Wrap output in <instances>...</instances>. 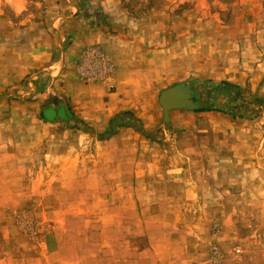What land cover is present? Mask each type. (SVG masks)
<instances>
[{"label": "rangeland", "instance_id": "obj_1", "mask_svg": "<svg viewBox=\"0 0 264 264\" xmlns=\"http://www.w3.org/2000/svg\"><path fill=\"white\" fill-rule=\"evenodd\" d=\"M68 6L79 12L64 20L66 37L79 26L138 57L121 85L131 109L104 124L80 119L69 83L44 69L58 59L43 46ZM252 18L264 22V0H0V70L19 69L18 54L31 67L0 84V264H264V146L234 157L218 137L230 127H194L201 112L253 122L264 96L224 81L155 82L165 75L158 59L195 39L215 48L232 33L242 55L236 38ZM99 44L65 75L115 93ZM173 88L190 91L194 109L164 114L160 98Z\"/></svg>", "mask_w": 264, "mask_h": 264}, {"label": "crops", "instance_id": "obj_2", "mask_svg": "<svg viewBox=\"0 0 264 264\" xmlns=\"http://www.w3.org/2000/svg\"><path fill=\"white\" fill-rule=\"evenodd\" d=\"M78 12L79 8L77 6H68L65 13L51 24V29L55 37L53 39L51 38L49 45H44L43 47L49 50L52 47L53 49L57 48L60 52L58 53V59L47 65L44 69L51 70H49V75L52 79L60 76L58 81L69 83L70 91L68 97L74 113L92 126L100 125L104 124L118 112L131 109L130 106H127L131 103V100L126 101L122 93L121 85L131 76L130 70L136 68V58L138 57L132 54L130 47H126L123 43H117L115 42L116 40L110 41V39L103 41L99 38L98 32H86L85 30V33L79 26L77 28L74 27L76 30L72 33L71 39H69L68 35L66 37V29L63 25L64 20L75 17ZM228 35L231 37L233 34L230 33ZM217 37H219L217 40L212 41V43L217 45L215 48H211V44L206 48L201 44L199 45V50L197 46L198 42L195 39V45L193 43L181 44L173 51V56L165 54L164 57L158 59L163 62L160 68L161 70L164 69L163 72L165 75L164 78L155 80V82L158 83L161 81L159 84H162V81L166 82L180 78H190L200 82L206 80L213 82L224 81L238 86L240 89H244V91H248L249 93H259V95L264 96V22L253 18L248 19L244 28L239 30L236 38L238 44L241 43V47L248 46V51L243 52L242 55L237 52L235 55L233 54L232 49L234 47L231 44L233 43L231 42L233 38L225 36L224 39L223 35ZM67 38L70 41L64 50L62 45L66 42ZM256 40L261 42V44L257 45L258 47L255 46ZM98 43H100V47H103L107 51L108 56L110 55L112 58L115 79L118 84L115 93H109L104 86L83 85L73 80L69 74L67 76L65 75L67 73L65 68L68 69L72 66L75 58L85 47L95 44L98 45ZM235 44L237 49V43ZM35 48V53L41 56L42 45L38 44ZM188 50L192 52L188 53ZM24 51L27 52L28 50L26 49ZM15 56L17 57L16 59L18 60L20 68L0 70V84L2 85L16 83L22 77H25L28 69L31 68L30 58L26 56L22 58L19 54ZM259 107L263 108V104H259ZM197 118V124L194 127L203 131H208L212 127V131L225 126L228 127L227 129L231 128V131L218 134V137L219 140L226 141V148L230 152H233L234 157H240V155H236L244 154L246 151L247 156L245 155V159L250 158L253 145L254 149L257 145L259 148L260 146H264V117L261 115L253 122L249 120L227 119L216 112H201ZM239 128L243 131L238 132L240 130ZM237 129L239 130L236 131ZM241 149L245 151L240 152Z\"/></svg>", "mask_w": 264, "mask_h": 264}, {"label": "water", "instance_id": "obj_3", "mask_svg": "<svg viewBox=\"0 0 264 264\" xmlns=\"http://www.w3.org/2000/svg\"><path fill=\"white\" fill-rule=\"evenodd\" d=\"M160 105L164 114H166L171 109L192 110L195 107V102L192 99L190 91L173 88L162 94Z\"/></svg>", "mask_w": 264, "mask_h": 264}, {"label": "trees", "instance_id": "obj_4", "mask_svg": "<svg viewBox=\"0 0 264 264\" xmlns=\"http://www.w3.org/2000/svg\"><path fill=\"white\" fill-rule=\"evenodd\" d=\"M222 85H224V86H226V87H232L230 84H228V83H226V82H223V83H221ZM46 115V114H45ZM45 115H44V113H42V120H44V121H47L46 119H45ZM46 116H48V118H50V115L49 114H47Z\"/></svg>", "mask_w": 264, "mask_h": 264}, {"label": "built area", "instance_id": "obj_5", "mask_svg": "<svg viewBox=\"0 0 264 264\" xmlns=\"http://www.w3.org/2000/svg\"><path fill=\"white\" fill-rule=\"evenodd\" d=\"M82 74H85V73H82ZM87 74V73H86Z\"/></svg>", "mask_w": 264, "mask_h": 264}]
</instances>
